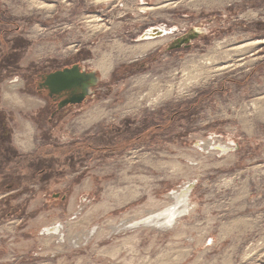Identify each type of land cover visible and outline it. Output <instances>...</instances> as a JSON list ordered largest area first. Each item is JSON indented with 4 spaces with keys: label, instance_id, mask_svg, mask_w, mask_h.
Wrapping results in <instances>:
<instances>
[{
    "label": "rangeland",
    "instance_id": "374dc122",
    "mask_svg": "<svg viewBox=\"0 0 264 264\" xmlns=\"http://www.w3.org/2000/svg\"><path fill=\"white\" fill-rule=\"evenodd\" d=\"M157 26L176 31L142 59L124 56ZM192 28L204 37L190 49L165 50ZM3 30L4 38L26 42L25 59L85 55L100 95L75 118L81 124L76 133H39L25 108L12 113L20 149L44 138L40 153L49 146L64 157L85 148L86 158L48 185L55 193L66 188L64 203L41 192L18 196L17 188L6 192L0 182V264H264V45L241 57L231 53L229 60L215 55L223 72L158 105L138 100L150 82L162 90L174 75L177 83L188 61L204 68L218 46V52L231 51L264 41V0H0V35ZM100 60L112 63L107 78L94 66ZM141 78L145 82L135 85ZM100 111L105 117L93 121ZM96 124V132H108L102 140L66 148L95 134L88 129ZM206 141L227 152L205 153ZM93 146L111 150L97 154ZM188 181L192 207L177 225L110 231L122 220L161 210ZM59 224L61 238L43 232ZM88 231L87 240L69 246V235Z\"/></svg>",
    "mask_w": 264,
    "mask_h": 264
},
{
    "label": "flooded vegetation",
    "instance_id": "af4514ba",
    "mask_svg": "<svg viewBox=\"0 0 264 264\" xmlns=\"http://www.w3.org/2000/svg\"><path fill=\"white\" fill-rule=\"evenodd\" d=\"M261 28L262 24H256V30H260ZM197 30L200 31V33L196 39H202L204 37L202 34L203 30L200 28H197ZM189 31L182 32L181 35L174 40L184 37ZM2 32L3 34L0 35L1 185L4 186L3 190L6 192H10L17 188L14 190V194L18 196H22L24 193L34 195L36 192H41L45 197H50L52 201L64 203L67 199L66 188L63 189L64 192L55 193L49 191L48 185L62 178L66 172L74 170L77 165L82 163L81 161L86 158V149H81V147L84 146V141L87 142L89 139L102 140L104 135L108 132H104V130L96 132L95 130L99 128V124L91 125L88 130H91L90 132H95V134L85 135V140L76 139L72 144L66 147L67 149L78 147L81 150H77V154L70 155L68 152L67 156L56 157L51 147L47 145L48 148L43 153L39 152L40 147L44 146L43 143H46L43 140L44 138L42 140L40 138V141L36 145L31 144L30 149H28V144L20 143V147L22 148L20 149L15 142L17 138L15 139V136L12 134V113L16 110V112L20 114L22 113L20 109L25 108V112L31 113V117L36 122L33 129L39 133H53L59 130L74 131L76 133L81 127V124L78 123L79 119L75 120V118L80 117L82 109L90 100L100 95L98 91L100 88V80L94 74L95 83L89 87L87 93L84 94L82 88L83 85L87 84L85 77L93 73L90 72L89 68L84 66L87 63L85 55L76 52L74 56L65 60L49 59L42 61L25 59V52L27 50L26 42L21 37L8 36L4 38V33L6 31L3 30ZM161 40H165L164 43L166 42V38H162ZM174 40H172V42ZM194 40L190 41L189 45H182L179 49L174 51H186L190 49ZM172 42H170V44ZM64 71L70 73L68 78L74 81L78 80V84L76 82L75 84H71L73 88L67 87L65 83H62L58 78L56 79L54 77L58 73H64ZM51 77L54 78L51 79ZM7 88H10L8 89L10 91L5 93L3 97ZM11 88L15 89L18 97H16ZM95 116L93 121L97 122L104 118L105 114L100 111ZM73 117L74 120L70 121ZM118 129L119 128H111V130L115 132H118ZM107 130L108 129L105 131ZM92 149H94L97 154H102L103 151H110L111 147L93 146ZM203 149L202 147L201 150ZM77 175H79V173H73L75 179H77ZM30 183L31 185H28ZM54 228L52 225V227H48L45 231L49 230L50 232H48V234L57 236L55 235L56 229L63 230L61 224H59L58 228ZM82 238L87 240L85 234ZM73 245L76 247L79 244L73 243Z\"/></svg>",
    "mask_w": 264,
    "mask_h": 264
},
{
    "label": "bare ground",
    "instance_id": "6f19581e",
    "mask_svg": "<svg viewBox=\"0 0 264 264\" xmlns=\"http://www.w3.org/2000/svg\"><path fill=\"white\" fill-rule=\"evenodd\" d=\"M157 28L160 29L164 33L163 37H165V38L167 36L172 35L176 31V29H174V28L166 29V28L160 27V26H157ZM164 41L165 40H161V39L160 40L156 39L154 41L153 40L146 41V42L138 44L134 47H131L130 49H128V51L126 53L123 52L122 49L120 51H122L124 53V56H127L129 58H133V60L139 59V58L142 59L143 57H145L147 55V53L153 51L155 48H157L162 43H164ZM257 45L258 46L264 45V41H260V42L256 41V42H252V43L249 42L248 44H245L243 46L235 48L231 51H220V52H218L217 51V49L219 48V46H218L217 49L214 48L212 50V54H214V56H212L208 59H204V62H203L204 68L200 65V63L194 64V61H188V63H190V65H185L184 69L181 70V72H180L181 76H180V79L178 80L177 83L175 82L176 76L174 77V75L170 76L169 83H167V85L165 86V89H162V90H160L161 87L157 83L150 82L149 83L150 84L149 85V87H150L149 93H147L145 96L142 95V96L138 97V100H140V99L144 100L145 99V100H147L146 102H148L147 104L155 106V105H158L159 103H161L165 100L170 99V97H172L173 93L180 95L181 93H184L187 90H189L191 87H193L194 84L197 81H199L200 79H202L204 77L206 78L208 75H210V73L214 74L216 72V70H219V73L223 72L222 68H218L217 61H216L217 55H219L218 57H220V56L223 57L224 60L225 59L229 60L232 57L231 53L236 55L237 57H241L242 55H244L246 53H251ZM94 66L100 72V74L102 75L103 78H105L112 69V63L107 61V60H100ZM174 72H176V71H174ZM143 82H145V78H141V79L136 80L134 84L136 85V84L143 83ZM160 93H162V94H160ZM131 104L133 105L134 103H131ZM25 129H26L25 131H29V128H27L26 126H25ZM201 146L204 149H206L205 153H209L208 150H212V151L216 150L220 154H225V152H227V151H225L224 149H228L225 146L222 148H221V146H215L213 143H209L208 141L204 142ZM190 187H191V182L188 181L186 184L182 185V187L179 191H174L168 195L170 203L168 205H166L165 207H163L161 210H158L157 212L155 210L154 213L148 212V213L144 214L143 216H141L140 218H137V219H133V220H129V221L128 220L127 221L122 220L119 225H116V226L110 225L109 226L111 228L110 231L113 233H116L118 231L122 232V231L131 230L135 226H137L139 228L140 227L141 228H148L150 226H153L155 228H159L162 230V229H167L173 223H175L177 225L178 218L180 217V215L187 213L190 210V208L192 207V203H189ZM193 205H196V204H193ZM156 213H158V214H156ZM150 218H153V220L149 221ZM172 228H176V227H172ZM61 230L62 229H59V230L56 229V234H55V235H57L56 237H60V238L62 237V233H60ZM48 232H50V231L49 230L45 231L46 234H48ZM91 234H92V232L88 231L85 234L86 239H88L91 236ZM76 237L77 236H71V235L68 236L67 242H68V244H70L69 246L74 247L73 243L79 244V241H81V239L84 240V238H82V237L81 238H76Z\"/></svg>",
    "mask_w": 264,
    "mask_h": 264
},
{
    "label": "water",
    "instance_id": "95a60500",
    "mask_svg": "<svg viewBox=\"0 0 264 264\" xmlns=\"http://www.w3.org/2000/svg\"><path fill=\"white\" fill-rule=\"evenodd\" d=\"M199 33H200V31H198L197 28H193L184 37H182L180 39H176L171 44H168L166 46V51L167 52L174 51L176 49H179L182 45H184V46L189 45L190 41L196 39L198 37ZM163 36H164V33L160 29H158V28H150V29L146 30L137 39L136 42L156 40L158 38H162ZM69 74L70 73H68V71H64V73H62V74L58 73L54 77L56 79L58 78L59 81H61L62 83H65V85H67V87L73 88V86L71 84H75V82L78 84V80L74 81V80L68 78ZM54 77H51V79L54 78ZM85 81L87 82V84L83 85V88H82V91H83L84 94H86L87 93V89L89 87H91L95 83L94 73H90V74L86 75ZM225 151H227V149H225ZM153 218H150L149 221H152Z\"/></svg>",
    "mask_w": 264,
    "mask_h": 264
}]
</instances>
